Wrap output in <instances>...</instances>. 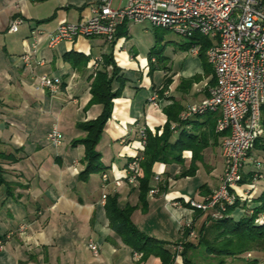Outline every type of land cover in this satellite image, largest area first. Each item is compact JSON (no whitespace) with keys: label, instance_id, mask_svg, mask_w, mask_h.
<instances>
[{"label":"crops","instance_id":"0c3cea01","mask_svg":"<svg viewBox=\"0 0 264 264\" xmlns=\"http://www.w3.org/2000/svg\"><path fill=\"white\" fill-rule=\"evenodd\" d=\"M122 3L113 0L112 7ZM98 4L99 0H0V150L17 159L3 165L7 185L0 186V264H147L134 259L133 251L112 230L103 196H115L120 209L136 207L131 215L134 226L165 242L170 250L184 238L180 227L186 221L205 223L207 214L197 218L186 202L208 198L223 173V134L215 132L218 113L193 117L181 127L171 123L178 126L172 131L171 144L185 130L198 136L202 145L195 147L194 153L184 150L179 162L153 164L150 188L158 193L147 195L145 209L139 204L138 185L127 182L126 167L143 151L138 129L145 127L153 136L160 135L167 122L165 111H182L207 97L215 85L213 69L206 58L193 55L187 43L180 49L190 57L185 56L178 69H172L171 59L152 45L163 41L161 30L148 27V22H123L111 43L103 38H76L49 48V38L58 26L87 20L92 16L91 8ZM15 20L21 24L17 32L10 33L9 26ZM33 29L42 30L44 35L32 61L43 60L44 65L32 62L25 67L20 56L31 50ZM147 36L152 37V46L146 47L145 53L138 42ZM107 57L118 69L124 87L113 100L111 117L96 147L103 170L84 181L80 178L84 147L76 142L85 134L78 125L95 120L102 112L101 105L90 102V89ZM95 58H101L96 69ZM111 68L105 70L110 73ZM42 74L61 80L57 94L50 95L38 86ZM165 83L167 95L158 99L159 108L154 109L149 98ZM118 86L114 81L113 90ZM261 120L263 134L243 168L242 182L234 189L239 198L249 190L250 198L239 203L232 213L234 220L258 207V198L264 194V108ZM52 126L63 136L57 147L46 140ZM192 165L196 169L188 174ZM172 202L180 207H172ZM8 233L12 237L6 240ZM90 241L99 246L96 255L87 247ZM152 264H160V260L153 257Z\"/></svg>","mask_w":264,"mask_h":264},{"label":"built area","instance_id":"2783aa9c","mask_svg":"<svg viewBox=\"0 0 264 264\" xmlns=\"http://www.w3.org/2000/svg\"><path fill=\"white\" fill-rule=\"evenodd\" d=\"M36 1V0H34ZM113 0H99L96 7L91 8L92 16L77 24H62L49 38V48L61 42H71L76 38H103L111 43L117 28L123 22L135 24L148 22L154 28L173 32L175 35L192 38L199 34L211 40V46L205 52V58L212 67L215 85L209 89L207 97L199 103L188 106L180 115L183 123L193 117L209 113H218L215 132L223 134L221 156L223 173L217 188L202 202L189 200L186 207L209 215L213 219L227 217V209L237 203H244L250 198L247 190L239 198L234 189L242 182V171L249 159L255 143L263 134L261 124L262 107L264 106V0H123L118 8L112 7ZM20 20L13 21L8 31L15 33ZM44 32L33 29L30 32L31 50L20 56L25 67H30L37 53L40 38ZM200 47H192L193 55H198ZM101 58H95L94 69ZM33 63L43 66V60ZM38 86L50 95L57 94L62 86L59 78L42 74L38 77ZM167 95V92H164ZM149 105L159 108L158 93L155 91L149 98ZM176 125L171 126L175 130ZM141 147L146 144V128L138 129ZM46 140L54 147L62 144L63 136L57 126H52ZM141 156L132 158L126 167L127 182L138 185L141 174ZM102 180L107 181L103 175ZM158 190L152 189L148 195L153 196ZM103 201L106 197L103 196ZM174 208L180 203L172 202ZM264 223V216L258 224ZM20 231H24L21 226ZM188 233L171 247L172 264H177L181 257L184 243L195 240L194 222L186 221L180 227V233ZM12 237L8 233L5 239ZM2 241H0V248ZM88 249L96 255L99 246L90 241ZM133 253L134 259H139Z\"/></svg>","mask_w":264,"mask_h":264},{"label":"trees","instance_id":"16d2710c","mask_svg":"<svg viewBox=\"0 0 264 264\" xmlns=\"http://www.w3.org/2000/svg\"><path fill=\"white\" fill-rule=\"evenodd\" d=\"M211 44L212 42L208 38L195 34L189 39L186 48L191 49L198 45L200 47L198 56L205 60V52ZM103 66L104 69L97 71L92 78L90 89L92 95L90 102L101 105L102 112L95 120L78 125L79 130L85 134L83 139L76 142L84 147L82 160L84 169L80 173V178L84 181L87 180L89 175L103 170L101 155L96 150V147L100 141L104 126L111 117L113 100L121 95L124 87V80L119 76V71L111 58H105ZM108 66L112 67L110 73L105 70ZM114 81L119 84L116 90H113L112 87ZM165 84L161 90H156L158 99L166 97L164 92H166L167 83ZM182 111L177 110L174 113L165 111L167 122L160 135L153 136L146 128V144L141 154V174L138 180L139 204L142 209L146 208V198L149 191L152 190L150 181L153 178V164L156 162L166 164L169 160L179 162L180 154L184 150L191 149L194 153L195 147L202 145L198 136L188 134L185 130L180 132L175 143L171 144L169 142L173 131L171 130V123H176L181 127L190 121L183 123L179 120V115ZM172 155H174L173 159H171ZM15 161L17 159L13 154H5L0 150V186L7 185L3 178L5 174L4 163ZM190 168L192 170L188 174L194 173L195 166L192 165ZM181 176H185V173H182ZM258 201H260L258 207H255L249 214L238 220L232 218V213L238 208L239 203L227 209V217L213 219L207 215L205 223L202 224L196 233V242H194L195 240H188L184 243L181 254L182 264H197L194 259L197 254L201 255L208 264H227V259H234L251 251L264 253V223L258 224V219L264 216V194L258 198ZM105 210L112 230L133 253H138L141 256L140 262H144L153 256L160 260V264H172V251L166 247L167 244L144 235L132 223L131 215L136 210V207L125 206L120 209L117 205L116 197L113 196L106 197ZM201 215L203 213L196 212L197 218ZM209 224H212L211 228ZM187 236L188 233L186 232L184 238ZM256 263L257 261H251L244 264Z\"/></svg>","mask_w":264,"mask_h":264},{"label":"rangeland","instance_id":"374dc122","mask_svg":"<svg viewBox=\"0 0 264 264\" xmlns=\"http://www.w3.org/2000/svg\"><path fill=\"white\" fill-rule=\"evenodd\" d=\"M150 26L151 25H149L148 27H150ZM161 33H162V36H163V41H160V42L158 41L157 43L153 42L152 45H154V48H155L154 50L155 51H159L160 50L161 51L160 52L161 55H163L165 57H169L171 59V61H172V64L170 65L172 67V69H178V66L181 63L182 58H184L185 56L186 57H190V53L189 52H185V51H182L180 49L181 46L183 44L188 43L189 40L187 38H183V37L177 36L173 32H170V31L161 30ZM151 43H152V37H150V36H147L146 39L144 37H142V38L139 39V42H138V44L141 46L142 51L145 52V53L148 51L147 49L148 48L150 49V47L152 46ZM146 47H148V48H146ZM160 78H162V76H160ZM195 104H197V103H195ZM191 105H193V104H191ZM188 201L189 200H187V202ZM193 201L197 202V203L200 202V200H196V199H193ZM189 211L192 214L196 213V211H194V210H190L189 209ZM200 222H201V220L199 221V223ZM199 223L194 225V231L196 233L199 231V229H200V227L202 225V224L199 225ZM211 226H212V224H209L210 228H211ZM194 242H196V240ZM140 257H139V260H140ZM152 258H153V256H151L148 259H146L147 264H152ZM194 259H195V262L197 264H208V262L205 261V259L203 257H201V255H199V254L195 255ZM259 260L261 262L264 261V253L251 251V252L245 253V254H243L241 256H238V257H236L234 259H227L226 263L227 264H244L245 262L259 261ZM177 264H182L181 258L179 259V262Z\"/></svg>","mask_w":264,"mask_h":264}]
</instances>
